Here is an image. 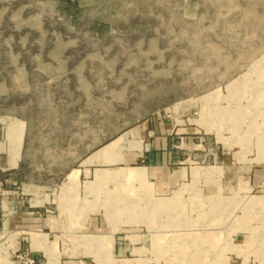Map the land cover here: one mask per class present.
I'll return each instance as SVG.
<instances>
[{
	"label": "rangeland",
	"instance_id": "obj_1",
	"mask_svg": "<svg viewBox=\"0 0 264 264\" xmlns=\"http://www.w3.org/2000/svg\"><path fill=\"white\" fill-rule=\"evenodd\" d=\"M160 133L184 175L166 199L129 174ZM7 145L6 184L127 248L97 264H264V0H0ZM13 245L0 264H35Z\"/></svg>",
	"mask_w": 264,
	"mask_h": 264
},
{
	"label": "crops",
	"instance_id": "obj_2",
	"mask_svg": "<svg viewBox=\"0 0 264 264\" xmlns=\"http://www.w3.org/2000/svg\"><path fill=\"white\" fill-rule=\"evenodd\" d=\"M148 137L152 144L147 154L149 167L134 168L132 176L146 177L152 187L153 197L166 199L164 196L183 180L184 175L171 169L174 158L168 151V144L172 139L161 133ZM11 165L10 146L7 145L5 151L0 150V175L5 183L2 190L3 199L0 201V234L6 239L14 240V251L28 252L35 259V264H41L46 248L50 247L45 244V238L67 237L65 235L68 231L79 238L81 243L78 247L66 241L59 245H56V242L52 243L54 264H97L99 260L97 255L110 254L113 251L122 255L127 251L126 247L115 246L116 234L104 233L97 229L100 225L99 220L83 215L82 218L75 217L71 220L70 226L64 227L58 215L59 206L51 197L40 194L28 199L15 185H10L9 182L6 184V176L15 171V166ZM101 173L98 174V185L104 179ZM72 206L71 208H74L75 204ZM70 212L74 213V216L80 214L74 209ZM8 250H11L10 246ZM69 254L79 257H66Z\"/></svg>",
	"mask_w": 264,
	"mask_h": 264
},
{
	"label": "built area",
	"instance_id": "obj_3",
	"mask_svg": "<svg viewBox=\"0 0 264 264\" xmlns=\"http://www.w3.org/2000/svg\"><path fill=\"white\" fill-rule=\"evenodd\" d=\"M19 259L22 260L21 256H19ZM32 263H33V262H32ZM24 264H26V263H24Z\"/></svg>",
	"mask_w": 264,
	"mask_h": 264
},
{
	"label": "bare ground",
	"instance_id": "obj_4",
	"mask_svg": "<svg viewBox=\"0 0 264 264\" xmlns=\"http://www.w3.org/2000/svg\"><path fill=\"white\" fill-rule=\"evenodd\" d=\"M129 172H130L129 174L132 175V172L131 171H129Z\"/></svg>",
	"mask_w": 264,
	"mask_h": 264
}]
</instances>
